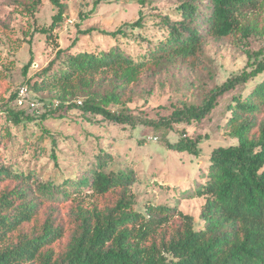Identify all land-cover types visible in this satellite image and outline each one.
I'll return each instance as SVG.
<instances>
[{
    "label": "trees",
    "instance_id": "obj_1",
    "mask_svg": "<svg viewBox=\"0 0 264 264\" xmlns=\"http://www.w3.org/2000/svg\"><path fill=\"white\" fill-rule=\"evenodd\" d=\"M50 1L57 10L49 29L52 34L62 25L67 6ZM113 1L123 0H96L95 6ZM263 1L182 0L175 9L176 19L160 17L162 38L157 43L142 39L148 48L136 59L119 46L100 52L59 49L46 68L26 79L32 99L38 101V93L55 94L41 122L71 108L116 124L158 131L202 122L222 96L264 74L262 52H249L246 67L210 90L201 103L158 106L155 116L134 115L125 107L113 112L109 107L123 104L126 86L146 70L197 64L209 38L222 40L240 33L249 39L258 34L257 22L247 21V16ZM42 3L11 0L10 5L33 14ZM143 22L141 17L102 34L129 38L135 29L144 28ZM41 33L49 37L48 30ZM31 55L25 75L34 60ZM103 84L108 88L96 91ZM18 92L11 94L2 110L17 126L34 122L24 108H13L14 102L18 105ZM79 97L84 98L82 105L75 103ZM228 109L231 115L225 129L236 143L214 148L202 182L194 193L183 195L205 200L200 228L176 207L148 204L144 211L137 210L131 192L137 183L135 173L106 171L112 162L106 153L98 155L86 173L60 183L0 163V264H264V119L260 118L264 78L246 97H235ZM201 141L184 134L167 147L198 157ZM108 198L111 202L101 208L95 203ZM86 199L91 201L89 206ZM67 201L72 204V228L55 216L54 205Z\"/></svg>",
    "mask_w": 264,
    "mask_h": 264
},
{
    "label": "rangeland",
    "instance_id": "obj_2",
    "mask_svg": "<svg viewBox=\"0 0 264 264\" xmlns=\"http://www.w3.org/2000/svg\"><path fill=\"white\" fill-rule=\"evenodd\" d=\"M95 1L60 0L67 6V13L62 25L50 34L52 19L57 13L50 0H43L33 14L10 5L11 0H0V163L34 173L42 181L60 183L67 177L86 173L97 156L106 153L112 157L106 171L135 173L137 183L131 192L136 197L137 210L144 211L148 204L176 207L192 216L195 227L200 228L205 200L186 199L183 195L194 193L202 182L214 148L236 143L225 129L231 115L228 106L235 97H246L264 74L222 96L218 106L202 122L175 125L169 131L116 124L99 115L84 114L79 108L64 109L41 122V116L51 109L50 102L55 100V94L50 92L38 93L36 109L29 104H12L13 108H24L34 122L17 126L2 112L11 94L25 86L27 78L46 68L59 49L100 52L119 46L136 59L148 48L142 39L157 43L162 38L160 17L176 19L175 9L182 0H123L98 6ZM141 17L144 28L135 29L132 37L113 39L102 34V31L112 32L135 23ZM247 21L257 22L258 34L249 39L240 33L222 40L207 39L204 56L197 64L144 71L137 82L126 86L122 94L124 103L111 105L109 109L117 112L125 107L134 115L155 116L154 109L158 106L181 101L201 103L210 90L246 67L249 52H262L264 58V1L248 13ZM42 29L48 30L49 37L41 33ZM89 30L90 34H84ZM31 52L34 60L25 75L24 67L31 60ZM107 88L108 84H103L96 91ZM83 101L79 97L75 103L82 105ZM260 118L264 119V113ZM184 134L193 140L202 138L198 157L167 147V143L177 142ZM87 200L85 206L91 203ZM111 200L92 201L101 208ZM71 206L70 201L54 205L55 216L70 228L74 226Z\"/></svg>",
    "mask_w": 264,
    "mask_h": 264
},
{
    "label": "built area",
    "instance_id": "obj_3",
    "mask_svg": "<svg viewBox=\"0 0 264 264\" xmlns=\"http://www.w3.org/2000/svg\"><path fill=\"white\" fill-rule=\"evenodd\" d=\"M30 94L31 92L29 91L27 86L21 87L18 92L17 104L19 106H24L25 104H29V106L36 109L39 105V101H36L35 99H31Z\"/></svg>",
    "mask_w": 264,
    "mask_h": 264
}]
</instances>
